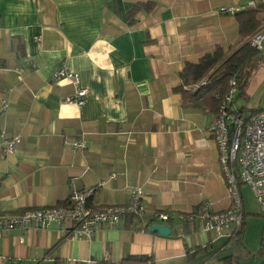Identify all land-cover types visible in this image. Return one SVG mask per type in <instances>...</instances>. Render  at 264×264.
Segmentation results:
<instances>
[{"label": "crops", "instance_id": "crops-1", "mask_svg": "<svg viewBox=\"0 0 264 264\" xmlns=\"http://www.w3.org/2000/svg\"><path fill=\"white\" fill-rule=\"evenodd\" d=\"M145 1L0 0V211L53 206L102 181L92 202H126L138 186L149 228L164 224L170 233L124 217L95 225L86 239L65 237L69 222H54L5 232L0 264H223L236 250L232 238L180 217L204 201L226 209L230 198L209 132L214 115L182 107L173 87L186 61L237 42L234 13L220 9L247 0H153L128 24L129 10ZM62 67L87 88L82 106L65 101L73 91L66 79L52 80ZM239 97L236 108H264V63ZM1 134L20 137L13 152L2 154ZM243 210L244 229V200ZM155 211L170 220L151 218ZM243 245L247 259L264 264V245Z\"/></svg>", "mask_w": 264, "mask_h": 264}, {"label": "built area", "instance_id": "built-area-1", "mask_svg": "<svg viewBox=\"0 0 264 264\" xmlns=\"http://www.w3.org/2000/svg\"><path fill=\"white\" fill-rule=\"evenodd\" d=\"M246 6H264V0H247ZM220 10L230 13L235 11L232 6L222 7ZM247 41L250 46L264 51V30H257ZM51 78L53 81L66 79L72 85L73 91L65 97V101L77 106L84 104L88 90L80 85L77 72L62 67L55 70ZM234 94L235 80L231 79L220 110L209 125L230 206L215 211L208 201H204L196 212L180 216L185 220L196 219L202 231L215 233L216 237L232 238L240 227L244 216L242 186L248 187L252 192L260 214L264 216V108L248 116L233 114L227 110V106L232 103ZM5 107L6 104L3 103L0 113ZM19 142V136L6 137L1 134L2 154L13 152ZM69 145L81 146L77 141L70 142ZM102 184L100 181L95 186L71 190L63 202L53 206L27 208L17 213L0 211V237L7 231L69 222V226L63 229L65 237L77 235L90 239L95 225L106 223L115 226L124 217L138 220L141 229L149 228L140 187L131 188L126 202L97 204L91 199ZM169 216L166 211H155L150 217L167 221Z\"/></svg>", "mask_w": 264, "mask_h": 264}, {"label": "trees", "instance_id": "trees-1", "mask_svg": "<svg viewBox=\"0 0 264 264\" xmlns=\"http://www.w3.org/2000/svg\"><path fill=\"white\" fill-rule=\"evenodd\" d=\"M154 7L153 0L135 3L127 14V23L133 24L139 11L150 12ZM234 16L239 33L237 42L227 48L216 45L211 52L205 53L196 62L186 61L183 64L178 74L180 82L173 87V91L180 95L182 107L210 112L215 118L223 103L230 80H235V94L242 96L252 73L264 63V51L250 46L247 41L254 32L264 27V6H244L234 11ZM227 110L233 114L242 113L248 116L260 109H248L245 106L232 109L231 106H227ZM242 234L243 222L232 237L237 248L222 259L223 264H238L240 259H247L252 255V252L243 245ZM260 244L264 245V230L261 232ZM209 248L210 245L207 244L198 247L195 252ZM102 264H120V262L104 261Z\"/></svg>", "mask_w": 264, "mask_h": 264}, {"label": "rangeland", "instance_id": "rangeland-1", "mask_svg": "<svg viewBox=\"0 0 264 264\" xmlns=\"http://www.w3.org/2000/svg\"><path fill=\"white\" fill-rule=\"evenodd\" d=\"M243 102V99L234 94L233 101L230 104L231 107L236 108L239 107L240 104ZM242 196L244 200V206L245 211L247 212L245 214L246 216V225L243 229V242H246L250 247H253L255 250L259 247V240H260V227L258 225V222L264 221V217L260 216L258 214V206L256 202L254 201V196L252 192L249 190L248 187L242 186ZM256 252V251H255ZM258 260H254L252 258L246 259L242 258L240 259L238 264H256Z\"/></svg>", "mask_w": 264, "mask_h": 264}, {"label": "water", "instance_id": "water-1", "mask_svg": "<svg viewBox=\"0 0 264 264\" xmlns=\"http://www.w3.org/2000/svg\"><path fill=\"white\" fill-rule=\"evenodd\" d=\"M149 229L150 231L157 232L161 235H168L170 233V227L164 224H152Z\"/></svg>", "mask_w": 264, "mask_h": 264}]
</instances>
